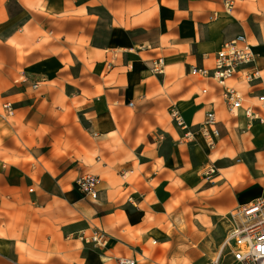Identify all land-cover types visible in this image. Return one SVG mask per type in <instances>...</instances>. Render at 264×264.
<instances>
[{"label":"crops","instance_id":"obj_1","mask_svg":"<svg viewBox=\"0 0 264 264\" xmlns=\"http://www.w3.org/2000/svg\"><path fill=\"white\" fill-rule=\"evenodd\" d=\"M239 34L264 77V0L232 11L224 0H0V264H163L166 244L184 235L177 221L192 235L199 217L260 198L264 122L248 127L214 83L188 74ZM235 85L252 100L264 94V80ZM6 101L14 115L1 114ZM213 101L215 149L180 142L171 107L195 124ZM88 173L100 177L98 199L76 186ZM95 227L107 245L86 239Z\"/></svg>","mask_w":264,"mask_h":264},{"label":"built area","instance_id":"obj_2","mask_svg":"<svg viewBox=\"0 0 264 264\" xmlns=\"http://www.w3.org/2000/svg\"><path fill=\"white\" fill-rule=\"evenodd\" d=\"M227 11H232L237 0H224ZM112 65V62H110ZM165 59L159 57L152 62V70L155 74H164ZM188 74L193 77H200L204 81L212 82L219 89L226 109L231 114L243 113L248 121V127L255 123L264 122V94L256 95L252 100L235 83H256L263 81L261 69L259 67V54L254 45L249 41L246 34H239L232 39L223 42L216 52L214 63L211 66L191 65ZM27 81V76L22 77ZM34 88L38 83L33 84ZM208 86L202 88L203 94H208ZM146 98L145 94L139 96ZM129 106L135 107V101H129ZM211 106L206 110L204 120L200 123L190 124L182 111L176 107H171V115L174 122L183 130L180 142L186 145L202 143L205 149L213 150L217 146L222 136L221 123L218 116L216 102H211ZM15 103L6 101L2 106L1 114L4 117L14 115ZM205 173L209 176L216 175L219 168L215 161L209 160L206 163ZM124 176L128 175L123 172ZM100 177L95 174H84L76 179V186L79 191L92 199H98L101 189L99 187ZM34 191V187H30ZM231 218L243 220L242 226L238 228V234L248 236L253 240L250 252L242 259L233 262L238 264H264V194L250 204L243 205L230 215ZM96 245L105 246L112 236L100 227H95L92 234L86 238ZM230 249L231 246H228ZM233 251V250H232ZM119 264H138V260L131 257H119ZM212 264H220L214 260Z\"/></svg>","mask_w":264,"mask_h":264},{"label":"rangeland","instance_id":"obj_3","mask_svg":"<svg viewBox=\"0 0 264 264\" xmlns=\"http://www.w3.org/2000/svg\"><path fill=\"white\" fill-rule=\"evenodd\" d=\"M195 78L191 77L190 79ZM225 216H229V213L224 214L216 221L212 220L210 216L199 217L202 228L192 232V235L186 234L187 227L177 221L184 235L181 240L178 237L174 242L166 244L167 247L174 248V250L169 260L163 264H212L217 258L218 252L220 256L216 261L220 264H233L236 259L233 249L227 246L219 251V247L228 235L233 234L236 228L242 226L243 220H235L231 217L225 218ZM170 237H173V235H170ZM140 263L147 264L144 260H141ZM234 264L238 263L235 262Z\"/></svg>","mask_w":264,"mask_h":264},{"label":"bare ground","instance_id":"obj_4","mask_svg":"<svg viewBox=\"0 0 264 264\" xmlns=\"http://www.w3.org/2000/svg\"><path fill=\"white\" fill-rule=\"evenodd\" d=\"M230 218L229 216H225V218ZM238 229L236 228L235 232L231 235H228L226 239L223 241L221 246L219 247V251H222L227 246H231L234 253L238 256V259L244 258L251 250V246L253 244V240L248 236H239ZM220 256V253H217V258ZM215 258V260L217 259Z\"/></svg>","mask_w":264,"mask_h":264}]
</instances>
